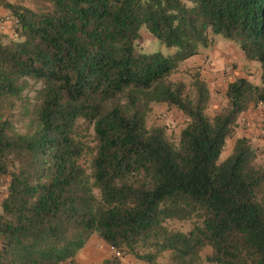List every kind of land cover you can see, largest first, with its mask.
<instances>
[{"label":"trees","instance_id":"1","mask_svg":"<svg viewBox=\"0 0 264 264\" xmlns=\"http://www.w3.org/2000/svg\"><path fill=\"white\" fill-rule=\"evenodd\" d=\"M0 7L13 24L12 38L0 29V264L74 263L94 235L119 253L100 264L127 255L143 264H264V166L246 138L221 160L239 116L264 103V0ZM142 28L175 52H143ZM214 36L260 66V83L228 82L225 106L209 117L198 73L189 88L169 78ZM18 103L31 116L24 132L12 123ZM161 104L184 118L177 145L165 128L147 126Z\"/></svg>","mask_w":264,"mask_h":264},{"label":"rangeland","instance_id":"2","mask_svg":"<svg viewBox=\"0 0 264 264\" xmlns=\"http://www.w3.org/2000/svg\"><path fill=\"white\" fill-rule=\"evenodd\" d=\"M11 3H16L19 0H6ZM8 12L5 11L0 7V29L3 31V33L9 37L12 38V33H13V24L11 18L8 20ZM216 39H220V36H214ZM222 39V38H221ZM226 42V44H225ZM223 43L225 45L222 46V49L229 51L232 53V55L237 56L239 52V48L230 42H227L223 39ZM139 48L145 52V53H152L155 51H161L163 54H173L175 52L174 49H166L164 46H161L144 28L140 30V40L138 42ZM213 46V45H212ZM211 46V47H212ZM210 48V47H209ZM211 49V48H210ZM203 50V49H201ZM205 50V49H204ZM208 59V58H207ZM207 59L204 60V64H207L206 67H194L190 69H184L181 70L179 68L176 70L174 74L169 78L171 82H176V81H183L187 88H189V84L191 83L193 76L195 73H198L203 79L210 91L211 98L210 102L208 105V108L206 110V114L209 117H213L215 114L219 112L221 108H223L226 104V98H225V89L226 85L228 82L233 81L236 78H245L248 81H250L254 85H259L260 83V66L255 63V62H248L244 65L240 62H232L228 60V63H226L222 68H220L217 71H214V73L210 72L208 68L211 67V62L207 63ZM231 68L232 72L231 75L228 77L224 75V69L225 68ZM207 68V72H206ZM239 72L238 74H233L234 72ZM213 74L214 80L212 81L209 76ZM211 77V76H210ZM219 79L218 84H214L215 81ZM25 96H27V99L29 100V106L26 108L28 109L29 112L32 111L34 105L36 104L34 97H35V89H29L25 91L24 93ZM25 105H20L19 103L17 104L16 108L12 112V123L16 130L20 132H24L25 125L29 122L31 116L30 115H24L23 113V108ZM258 107H251V113L248 116L252 120L249 121L248 118H246L244 115L239 116L236 129L234 131V135L232 138L227 140L226 143V148L221 156V160L226 158L232 151L234 142L237 137L242 136L241 138H245L243 135H251L250 130H254L253 132L256 134V139L260 140L259 135H258V125H256L257 118L259 117L260 112L257 111ZM254 115V117H253ZM261 117V114H260ZM261 119V118H260ZM147 126L152 127V126H160L165 128L167 136L170 138V140L177 145L178 143V136L181 131V129L184 127V118L182 117L181 113L175 110L174 108H168L166 105H154L152 112L148 115L147 120H146ZM254 125V126H253ZM255 134L252 135V137H249L247 140L250 143L252 149H256L258 154H259V161L258 163L262 166H264V150H261L259 147H253L254 144L251 141L252 138L255 137ZM252 142V143H251ZM84 166L86 169H88V164H87V159L84 161ZM5 179H0V192L2 190V187L4 186ZM2 195L0 193V199ZM169 226L174 229V230H179L182 232H186L191 228V224L189 222H171ZM91 239V238H90ZM90 245V250L93 252L94 250L100 249L101 245H104L105 249V254L106 257L109 258L112 256V251L111 248L105 245V243L98 238L97 236H92V239L89 243ZM90 251V252H91ZM210 253V249L205 248L203 252L201 253V257L204 259L206 255ZM104 256V253L99 256V259H102ZM121 264H143L141 262L136 261L133 257L131 256H123L120 258ZM98 264V263H94Z\"/></svg>","mask_w":264,"mask_h":264},{"label":"crops","instance_id":"3","mask_svg":"<svg viewBox=\"0 0 264 264\" xmlns=\"http://www.w3.org/2000/svg\"><path fill=\"white\" fill-rule=\"evenodd\" d=\"M213 40H214V42H213V46L210 47L211 49L208 48L205 50L204 49L200 50L199 55L194 56V57L182 62L180 64L179 68H181V70H184V69H190V68H194V67H198V68L199 67H201V68L206 67L207 64H204V60L207 58H208L207 63L211 62V67L208 69L212 73H214V71H217L220 68H222L226 63H228V60H230L232 62H234V61L240 62L244 65L247 63V60H245L244 56L242 55V53L240 51L238 52L237 56H235V55H232L231 52L222 49V46L226 44V42H225V44L223 43V39L213 38ZM206 72H207V68H206ZM238 73L239 72L237 71V72H234L233 74H238ZM210 76H209V78H211L212 81L216 78V77L214 78L213 74H211ZM218 82H219V79L217 81H215L214 84L217 85ZM250 109L247 112L242 114V116L244 115L246 118H248L249 121L252 120L251 118L248 117L251 113ZM257 111L260 112L258 108H257ZM260 114H259V117L257 118L258 122L256 123V125L259 122H262V120H263L264 116L261 115V117H260ZM253 117H254V115H253ZM253 131L254 130L251 129L249 131L251 135L247 134V135H243V136L248 139L249 137H252L253 134H255ZM241 137L242 136L237 137V138H241ZM251 141L253 142V143L252 142L251 143L254 144L253 147L255 146V147L261 148V150L259 149V151L264 150V143L261 140L256 139V134H255V137L251 139ZM254 150L256 152L257 162H258L259 161V154H258L256 149H254ZM91 239H92V237H91ZM91 239L88 241V243L85 245V247L79 251V253L75 257V259H74L75 264H94V263L100 264L104 259L107 258L106 254H105L104 245H101L100 249H98L96 251L94 250L92 252L90 250L91 248H90L89 243H90ZM102 252L104 253V256L102 259H99V256L102 254Z\"/></svg>","mask_w":264,"mask_h":264},{"label":"built area","instance_id":"4","mask_svg":"<svg viewBox=\"0 0 264 264\" xmlns=\"http://www.w3.org/2000/svg\"><path fill=\"white\" fill-rule=\"evenodd\" d=\"M230 73H231V68L227 67L224 69V75H228ZM258 109H259L261 115L264 116V103H261L258 106ZM258 128H259V130H258L259 138L264 143V117H263L262 122H259ZM111 251L114 255L119 256V253H117L115 249L111 248ZM66 264H74V263L69 261Z\"/></svg>","mask_w":264,"mask_h":264},{"label":"clouds","instance_id":"5","mask_svg":"<svg viewBox=\"0 0 264 264\" xmlns=\"http://www.w3.org/2000/svg\"><path fill=\"white\" fill-rule=\"evenodd\" d=\"M75 264V263H74Z\"/></svg>","mask_w":264,"mask_h":264}]
</instances>
